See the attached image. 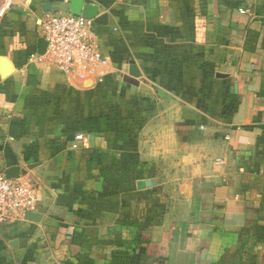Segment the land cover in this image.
Listing matches in <instances>:
<instances>
[{
    "label": "crops",
    "instance_id": "0c3cea01",
    "mask_svg": "<svg viewBox=\"0 0 264 264\" xmlns=\"http://www.w3.org/2000/svg\"><path fill=\"white\" fill-rule=\"evenodd\" d=\"M66 1L0 17V175L38 190L0 264H264V0H86L85 77L36 56Z\"/></svg>",
    "mask_w": 264,
    "mask_h": 264
},
{
    "label": "built area",
    "instance_id": "2783aa9c",
    "mask_svg": "<svg viewBox=\"0 0 264 264\" xmlns=\"http://www.w3.org/2000/svg\"><path fill=\"white\" fill-rule=\"evenodd\" d=\"M15 0H0V17L15 6ZM41 37L47 41L46 52L38 58L54 64L61 72H79L81 77L108 63L95 40L94 20L68 11L52 10L36 18ZM38 190L26 176L8 178L0 175V222L6 223L34 211Z\"/></svg>",
    "mask_w": 264,
    "mask_h": 264
},
{
    "label": "water",
    "instance_id": "95a60500",
    "mask_svg": "<svg viewBox=\"0 0 264 264\" xmlns=\"http://www.w3.org/2000/svg\"><path fill=\"white\" fill-rule=\"evenodd\" d=\"M43 9L45 12L53 10V4L46 2L43 4ZM63 11H68L75 15H82L86 18L93 19L97 21L100 19V7L97 4L87 2L86 0H67L62 6ZM39 51L38 53L43 55L46 52L47 41L45 38L41 37L38 42ZM131 72L133 75L138 76L136 66L132 63ZM8 178H17L20 176V169L18 167L9 168L6 172ZM33 215L32 212H30Z\"/></svg>",
    "mask_w": 264,
    "mask_h": 264
},
{
    "label": "trees",
    "instance_id": "16d2710c",
    "mask_svg": "<svg viewBox=\"0 0 264 264\" xmlns=\"http://www.w3.org/2000/svg\"><path fill=\"white\" fill-rule=\"evenodd\" d=\"M105 127H106L105 124L104 126L102 125L100 117H90L85 120L84 124L81 127L76 128L73 131L74 132L82 131L85 133H92V132H100L104 130Z\"/></svg>",
    "mask_w": 264,
    "mask_h": 264
}]
</instances>
